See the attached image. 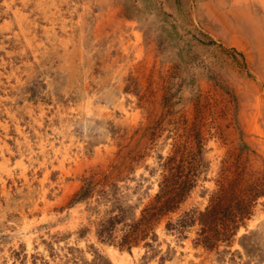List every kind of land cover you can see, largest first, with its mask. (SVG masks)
<instances>
[{
    "label": "rangeland",
    "instance_id": "1",
    "mask_svg": "<svg viewBox=\"0 0 264 264\" xmlns=\"http://www.w3.org/2000/svg\"><path fill=\"white\" fill-rule=\"evenodd\" d=\"M168 179L183 200L145 222ZM222 195L246 214L207 242ZM109 246L264 264V0H0V264Z\"/></svg>",
    "mask_w": 264,
    "mask_h": 264
},
{
    "label": "trees",
    "instance_id": "2",
    "mask_svg": "<svg viewBox=\"0 0 264 264\" xmlns=\"http://www.w3.org/2000/svg\"><path fill=\"white\" fill-rule=\"evenodd\" d=\"M170 180L168 179V183ZM173 183V184H172ZM172 183L167 184L164 194L160 195L158 200L161 201L160 205H153L150 213L145 222H149L152 217L161 214L165 211L176 208V205L183 200L186 193V181L172 180ZM225 196H220L219 200L206 212L201 214L202 223L204 225L203 231L212 232L211 235H205L204 240L211 242L212 239H218L220 236H227L232 229H236L237 217L243 219L246 214V207L243 201L236 202L237 207L226 205L223 201Z\"/></svg>",
    "mask_w": 264,
    "mask_h": 264
},
{
    "label": "bare ground",
    "instance_id": "3",
    "mask_svg": "<svg viewBox=\"0 0 264 264\" xmlns=\"http://www.w3.org/2000/svg\"><path fill=\"white\" fill-rule=\"evenodd\" d=\"M108 251L112 256V258L116 261V263L120 264V262L121 263H125L126 261L128 262L129 255L127 252H120L118 249H116L113 246H109Z\"/></svg>",
    "mask_w": 264,
    "mask_h": 264
}]
</instances>
